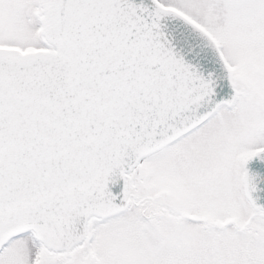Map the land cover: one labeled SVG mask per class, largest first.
I'll list each match as a JSON object with an SVG mask.
<instances>
[{"label":"snow or ice","instance_id":"6c2138e0","mask_svg":"<svg viewBox=\"0 0 264 264\" xmlns=\"http://www.w3.org/2000/svg\"><path fill=\"white\" fill-rule=\"evenodd\" d=\"M0 264H264V0H0Z\"/></svg>","mask_w":264,"mask_h":264}]
</instances>
